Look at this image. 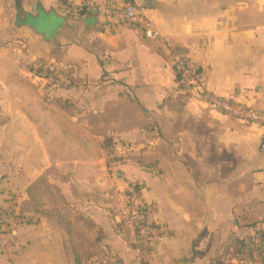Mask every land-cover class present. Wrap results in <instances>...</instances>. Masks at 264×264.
Listing matches in <instances>:
<instances>
[{
	"label": "crops",
	"instance_id": "0c3cea01",
	"mask_svg": "<svg viewBox=\"0 0 264 264\" xmlns=\"http://www.w3.org/2000/svg\"><path fill=\"white\" fill-rule=\"evenodd\" d=\"M256 1L132 0L160 32L152 39L113 17L110 6L128 0H8L15 30L9 33L24 31L30 59L71 67L74 78L92 85L88 114L77 106L70 112L25 105L18 123L24 155L0 151V186L23 194L15 203H31L47 186L57 199L41 202L52 211L40 220L36 211L29 214L40 222L42 246L28 260L5 251L18 231L2 228L0 264L52 257L81 264L78 243L86 241L118 250L125 264H192L194 255L220 253L225 229L219 225L243 229L238 237L264 225V125L199 101L183 89L172 62L185 53L206 89L264 110V12L249 8ZM14 118L10 126L19 121ZM134 185L157 232L154 246L143 251H126L120 241L125 200L113 196ZM30 225L25 230L35 231ZM138 252L145 260H135Z\"/></svg>",
	"mask_w": 264,
	"mask_h": 264
},
{
	"label": "rangeland",
	"instance_id": "374dc122",
	"mask_svg": "<svg viewBox=\"0 0 264 264\" xmlns=\"http://www.w3.org/2000/svg\"><path fill=\"white\" fill-rule=\"evenodd\" d=\"M241 6L245 8V6H248V3L241 4ZM12 8L8 0L0 1V42L2 43L0 46V125L2 127L6 125L4 134L3 129L1 130L3 134L1 136L4 139L0 143V151L2 153L14 154L15 149H18L19 151L15 154L23 156L25 149L24 128L23 125H19L18 123L25 119V105L28 104L36 107L42 103H49L58 107L62 106L66 111L70 112L73 110L72 108L77 106L81 108L84 114H88L86 111L89 105L87 92L91 89L90 86L92 84L87 79L80 80L74 78L73 74L75 72L71 67H62L53 61H46L39 58L31 60L28 49L24 47V31L17 29L16 34L9 33L14 30V12ZM249 8L251 10L250 12H264V0L251 2ZM9 43H11L13 49H9L11 48ZM37 46L39 50H42L39 45ZM71 92H75V94L72 95L73 93ZM76 92L79 93L76 94ZM15 108H17L19 113H13ZM37 111L33 112V116L40 115L39 109ZM31 115L29 116L31 117ZM14 117H17L16 119L19 121L15 125L10 126L11 121L15 120ZM0 188L2 190L0 192V231L2 228L8 232L11 230L18 231L15 244L13 246H7L5 251L7 253L16 251L17 261L24 262L29 259L28 253L30 251L40 250L42 246V242H40L42 235L40 222L36 224V215L31 216L29 214L32 213V210L36 211L39 215L38 220H40V214L42 212L51 213L52 210L42 208L41 202L49 199L56 205V193L52 187L48 186L46 187L47 191L43 194L38 189L34 193L32 202L25 205L24 202L15 203L16 198H20L23 194L20 192L14 193L11 189L7 190L8 187L6 188V186H0ZM138 190L142 195V189L138 188ZM126 194H118V192L113 194L116 198L119 197L125 200L121 205V216L119 215L120 219L118 221L123 224V228H118L121 231L120 241L126 248V251H132L133 249L143 251L151 248L154 246L157 232L149 226V235L142 237L138 230L128 224L124 219L123 206L127 201ZM55 211H58V209L53 210V212ZM58 212H61V210ZM61 214L63 216V212ZM31 223L33 224L30 225ZM28 224L30 225L28 226L29 229L36 226V232H27L28 230H25V225L27 226ZM218 227L225 229V240L221 243L220 253L216 256L209 257H197L194 255L189 258L192 264H217L220 260L226 264H264V250L255 249L253 251V257L243 256V253L240 252L243 248L239 241L243 239L246 242L250 241V243H253L255 233L257 230H261L264 225H257L253 228L254 230L245 228L244 233L240 234V237L237 236L238 231H242L243 229L237 230L235 227L226 225H219ZM212 228L213 226H210V229ZM31 232L33 234L32 236L30 234ZM256 242L259 241L256 239ZM50 243L47 244L46 242L47 245H45L50 251H53L54 246ZM52 244H55V242H52ZM78 244L81 245L80 248L82 251L80 257L81 264H125L124 257L114 248L104 246L99 242H97L96 246L88 241ZM115 244L117 243L113 242L114 246ZM142 255L138 252L135 260L139 262L145 260L144 257L142 258ZM36 262L37 264H49V262L50 264H69L67 259L57 257L38 258Z\"/></svg>",
	"mask_w": 264,
	"mask_h": 264
},
{
	"label": "built area",
	"instance_id": "2783aa9c",
	"mask_svg": "<svg viewBox=\"0 0 264 264\" xmlns=\"http://www.w3.org/2000/svg\"><path fill=\"white\" fill-rule=\"evenodd\" d=\"M110 12L115 20L140 26L147 37L159 39L160 32L146 17L142 8L135 4H112ZM173 65L180 74V82L185 91L192 94L199 101L209 104L215 110L225 115L239 119L250 124L264 125V110L237 102L209 91L200 83L199 72L196 64L185 53H176L172 58ZM127 201L123 206L125 221L138 230L142 237L149 235L147 219L148 208L137 186L127 190Z\"/></svg>",
	"mask_w": 264,
	"mask_h": 264
},
{
	"label": "trees",
	"instance_id": "16d2710c",
	"mask_svg": "<svg viewBox=\"0 0 264 264\" xmlns=\"http://www.w3.org/2000/svg\"><path fill=\"white\" fill-rule=\"evenodd\" d=\"M129 3H132V0H128ZM251 227H256V225L251 226ZM257 230V229H256ZM254 238V237H253ZM259 242H256V239ZM255 240L253 239V243L246 242L243 239H240L239 241L241 242L242 245V250L240 251L241 253H243V256H248V257H253V251L255 249L257 250H264V227L261 230H257V232L255 233ZM217 264H226L223 261H218Z\"/></svg>",
	"mask_w": 264,
	"mask_h": 264
},
{
	"label": "water",
	"instance_id": "95a60500",
	"mask_svg": "<svg viewBox=\"0 0 264 264\" xmlns=\"http://www.w3.org/2000/svg\"><path fill=\"white\" fill-rule=\"evenodd\" d=\"M262 150H264V141L262 142L261 144V147H260Z\"/></svg>",
	"mask_w": 264,
	"mask_h": 264
}]
</instances>
